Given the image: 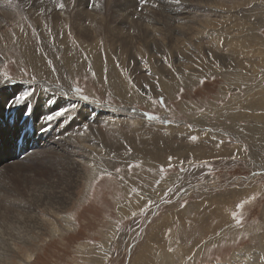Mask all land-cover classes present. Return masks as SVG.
<instances>
[{
    "label": "rangeland",
    "instance_id": "obj_1",
    "mask_svg": "<svg viewBox=\"0 0 264 264\" xmlns=\"http://www.w3.org/2000/svg\"><path fill=\"white\" fill-rule=\"evenodd\" d=\"M33 1L37 2H0L2 7L8 3L4 11L19 13L20 32L31 46H39L44 66L57 81L59 65L56 59L50 60V54L56 55L58 64L63 63L64 48L56 47L60 37L67 34L70 49L83 55L85 62L93 58L96 44L83 42L76 33L78 26L71 21L70 26L64 25L66 34L54 35L57 24L53 15L73 14L78 8L102 17L107 13L115 36H136L137 48L129 57L118 44L111 48L137 99L124 103L109 87V73L99 76L83 64L73 78L67 70L68 80L72 77L69 90L80 87L89 97L84 103L114 113L106 120L78 117L72 127L81 134L80 143L75 144L80 155L74 159L80 160L94 145L101 148L96 154L105 166L92 174L83 162L75 168L68 166L58 158L63 151H37L32 145L20 161L11 159L4 169L1 165L0 264H264V174L253 175L264 173V0H182V6L162 0V9L137 0L139 6L134 5L126 18L116 15L115 6L108 8L109 0H92L104 1L102 8L97 5V12L91 1L62 0L63 10L57 6L60 0H49L51 9L43 15L29 6ZM175 6L179 10L170 12ZM211 8L214 12H207ZM161 10L175 19L167 31ZM145 12L161 28L158 42L138 36L133 28L136 20L146 18ZM191 12L193 16L188 17ZM207 16L217 25L203 23ZM5 22L0 25V81L4 73L13 78L8 93L14 95L16 85L19 89H54L45 76L35 74L22 52L23 42L9 37L12 21ZM100 29V36L109 37L110 29L107 33ZM221 29L226 30L219 33ZM148 32L153 35L150 27ZM102 37L97 43L100 51L105 45ZM235 38L242 40L239 51L244 58L239 63L232 58ZM102 53L106 65V52ZM138 53H152L155 63ZM167 64L179 75L171 79L169 87L155 84L157 78H143L156 75L157 66L164 74L167 68L162 66ZM189 66L194 75L188 79L190 69L185 68ZM33 76L35 82L30 84ZM144 113L159 119L149 121ZM2 122L6 124L4 119ZM82 122L89 125L86 132ZM11 132L7 130L6 136ZM62 133L70 137L73 132ZM112 133L123 141L121 150L109 148ZM190 136L198 139L193 141ZM21 137L18 153L24 142ZM111 160L113 164L108 165ZM130 164L138 166L129 171ZM238 204L243 206L237 208Z\"/></svg>",
    "mask_w": 264,
    "mask_h": 264
},
{
    "label": "bare ground",
    "instance_id": "obj_2",
    "mask_svg": "<svg viewBox=\"0 0 264 264\" xmlns=\"http://www.w3.org/2000/svg\"><path fill=\"white\" fill-rule=\"evenodd\" d=\"M36 1L37 2L33 1V3H31L29 6L30 7L32 6L33 9L37 11V13L38 12L40 13L41 9H43V10H46L48 8L51 9L50 6H52V5L49 4V0H42V2H41V0H36ZM90 1L93 2V5L95 7L94 9L96 11V10L100 9L97 5H99L102 8L103 3H104L105 0L103 1V3H102V1L100 3H98L99 1L96 2V1H92V0H86L87 4H89ZM109 1H110V5H108V8L112 9L115 6L116 8L113 9V10H116V15L117 14L118 15L121 14V15H124L123 17H125V18L130 15L134 5H135V8L139 6V4H137L138 3L137 0H114V1L113 0H109ZM148 1L152 2V5L150 4L151 6H153L154 4L155 5L158 4L159 6L158 5H156V6H158L159 9H162V5L160 4V2L162 0H158V1H156V0H154V1L148 0ZM168 1L169 2H173V0H168ZM83 3L85 4V0H78L77 4H83ZM1 4L2 3L0 2V25H2L1 23L4 22V21L9 22V23H10V21H12L11 23H13L14 27H13V29L11 31L9 30L10 31V36L9 37H11L12 40L16 38V39H19V40H21L23 42L24 46L22 47V52H23L24 56L26 57V59L31 63L32 68L35 71V74H37L40 77H44L45 76V79H46L45 81L48 82L51 85H49L47 83L46 84L51 86L54 89L48 90L46 88H38V87L36 88L35 87V89H33L34 90V96L32 98H30L29 101L27 102V103H29V104H31L33 106V110H32V113L30 115H27V114H24L25 113L24 105H20V106L11 105L10 98L13 96V94L12 93H8V91H7V90H9L10 85H7L5 87L4 85L0 84V167H1V165L4 166L5 164H7L9 161H11V159H12V161H15V160L17 161L22 154H24L27 151H30L29 150L30 149V145H32V149L33 150L37 149V151L38 150L39 151H43V152H48V151L52 152V151H56V150L63 151L64 154L63 155L58 154V158H61L63 160V162L66 161L68 166L72 165L75 168V167H77V165H76L77 163L81 164V162H83V163L88 165V167L91 170L90 172L92 174H96V172H97L96 168H101V167L105 166V164H102V161H101L102 157L101 158L100 157L97 158V154H96V152L100 153L102 151L101 148L100 149L99 148H94L93 147L94 145H93L92 148L88 149L86 151V153H84L85 156L81 155L80 158L83 159V160H81V159L78 160V161L75 160L74 158L76 156L80 155V154H77V152H76V148L79 147V146L75 145V144H76V142L80 143L78 138L81 136V134L79 135L80 132L77 134L72 129V127L75 126L76 123L78 122L77 121L78 117H80V118L87 117L88 118V116H96V118L99 119V120H101V119H105L106 120L107 117L112 116V114H114V113L112 111L107 112V111L103 110L102 108H97V107H94L92 105H88V104L84 103L83 101L77 100V108L71 114L73 116H76L75 122H72V121H69V120H63V122H58V121L57 122H52V127L46 132L40 131L41 125L43 124V120L41 119V117L43 115L49 113L50 110H55L57 107L65 106V105H67L69 103V101H68L69 97L74 95L69 90V86H70L69 85L70 84L69 80L72 77L68 80L69 77H68V75L66 76L65 74H66L67 70H69V71H71V73H73L72 76L74 78V76H76L75 74L77 73V71L81 70L80 68H81V65H83V64L84 65L86 64V66H91L93 70H95L96 72H98V74H100L99 76L106 75V73H109V75H107V77H106L108 79L109 87L111 89H113L114 92H117V94H119V96H120L119 98L124 103H126V104L130 103L131 99L135 98L137 96V94L132 89V84L130 82H128V80H126L125 77L122 76L121 66L118 67L117 64L115 63V57L113 55V53L115 51L112 53L113 49L111 47H112L113 44H118L120 46V48H122L124 51L127 52L128 57H129V55L132 54V50L137 48L135 41H138V38H136V36L134 37L132 35L130 38H126V36H125V37L119 39L118 36H115L111 32L114 29V27L112 29V27L110 28L108 26L109 24H108V21H107V19H108L107 13H104L105 15L102 17V16L98 15L95 12H93V14H89L88 12H86L84 10L81 11V8H78V10H76V13H73V14H69V15L60 14L59 15V13H58V15H56V14L53 15V18H54V21H55L53 23H56L57 26L60 25L59 28H57V26H56V28L54 27L55 28L54 31H53L54 35L61 36V34H62L61 32L65 33L67 28H65L64 25L65 24H66V26L69 25L68 23L71 21V22H74L78 26V28L76 30V33L80 36V39L83 42H85L86 44H89V43H92V42L96 44L95 46H93V49H92L93 50V58L92 57L88 58L89 60H87V62H85L84 61L85 59L83 58L84 57L83 55H81L79 52H73L70 49L69 43H68V38L69 37H67V34L65 33L66 35L64 37H62V38L60 37L59 42H58L60 44L57 45V43H56V47L58 46L59 48L60 47L64 48V53H62V55H61L63 63L58 64V62H60V61L57 60L56 55L52 54V53L51 54L49 53L51 55L50 60L52 61L53 58L56 59L55 60L56 61V65L57 66L59 65L58 69H56V75L59 77V79L57 81L50 74L49 70L44 66V59H43V57L41 55L40 49L38 48L39 46L37 48L35 46H31L29 44V42L27 41L28 40L27 36H25L23 32L22 33L20 32V29H21L22 26H20L19 13L16 10H14L13 12H11L10 10L9 11H6V10L4 11L3 7L7 6L8 3H6V5H3V7H2ZM12 4L14 5V3H12ZM170 4L171 3H169V5ZM180 5L181 4H177V6H180ZM208 5H210V4L208 3ZM177 6H175L172 9H169V11L173 12V11L179 10V9H175V8H180V7H177ZM164 7H165V4H164ZM209 7H211V6H209ZM7 9H8V6H7ZM183 10H184V8H183ZM162 11L164 12V10H161V12ZM204 11L206 12L205 9H204ZM209 11L214 12V9L211 8V10H207V12H209ZM46 12H48V11H46ZM163 12L161 13L162 14V16H161L162 19L161 20H163V23H165V25L167 27L165 30L167 31L173 26L175 19L172 20V17H171L170 14H168L166 16V15L163 14ZM165 12H167L166 9H165ZM205 12H204V15H207V14H205ZM49 13H50V10H49ZM52 13H54V11ZM52 13H51V15H52ZM43 14H44V12H43ZM189 15H191V17H192L193 13L192 12L188 13V17H189ZM112 16H113V14L111 15V18H112ZM144 16L146 18L140 19L139 22L136 20V23H135L136 27L133 26V28L136 29L135 31L137 32L138 36H140V37L144 36L147 39H153V40L155 39L156 40L155 42H158V38L157 37H158L159 31L161 32V30H160L161 28L159 26L154 25V24L151 23V20L154 19V17H153V15L150 12H145ZM144 16L142 15V17H144ZM38 17L40 18V16H38ZM123 17H121V18L123 19ZM165 17H166V20H164ZM114 18H115V20H117L116 16H114ZM104 19H105V21L103 23ZM147 19L150 20V23L147 21ZM43 21H44V19H43ZM86 21H87L88 25L85 24ZM203 21H204L203 23L211 24L212 26L217 25L215 22H213V20L209 16H207L206 19H203ZM46 23H48V22H46ZM43 24H45V23H43ZM184 24H186V23L184 22ZM89 25L93 26L92 29L89 28L90 32L87 31ZM186 25H188V24H186ZM162 26H164V24ZM149 27L151 28V30L153 32L152 33L153 35H151L148 32ZM75 29H76V26H75ZM98 29H100L101 32H106V33L110 29V34H108L109 37L106 38L107 34L104 37L100 36V34H102V33H100V31ZM116 29H117V27H116ZM45 30H47V29H45ZM224 30H226V29H221V31L219 33L224 32ZM115 31H117V30H115ZM115 31H113V32H115ZM136 32H133V34H135ZM169 33H172V32H169ZM54 35H51V36H54ZM101 37L105 39V45L103 46L104 47L103 50L106 52V58L108 59V63H106V65L102 61V59H103L102 51L103 50L100 51V47L98 45L100 43V41H101V40H99V39H101ZM55 42H57V40ZM110 44H111V46H110ZM185 44H187V43H185ZM232 44L234 46V48L232 50L235 52V54L233 55V57L232 56L231 57L237 63H239L241 61V59L244 58V54L239 51V48H240V46L242 44V40L239 39V38L232 39ZM46 45H48V44H46ZM51 46H52V44H51ZM49 48H50V46H49ZM51 49H52V47H51ZM245 51H246V48H245ZM136 53H137V51H136ZM140 55H141L142 58L145 57V58H147L148 61H151V62L155 63V61H154L155 57H154V55L152 53H151L150 56L147 53H142V54H139L137 56H140ZM162 56L165 59L170 61V59L167 58L168 55L163 54ZM126 58H127V56H125L123 59H126ZM222 59H223V57H222ZM169 65L167 64L165 66H162L163 70H164V67L167 68L164 71L165 75L160 70L159 66L156 65L157 66V71H155V72L157 74L156 75L152 74V77L143 76V78L148 79L150 81L152 80V78H157L156 81L154 80V83L157 84V85H160L161 87H163V89H165V88L170 86L171 82L173 81L171 79H176V78L179 77V75L178 74L176 75V73L174 72L175 70L173 69L174 67H172L173 65L171 67H169ZM202 68H204V67H202ZM185 69L189 70L190 66L186 67ZM44 72L46 73V75H44ZM167 75L169 76V79L167 78ZM182 75H183V73H182ZM193 75L194 74H191V69H190L188 71V75H186V77L189 79V78H192ZM145 79H143V80H145ZM139 80H141V79H139ZM14 87H15L16 90H14L12 86H11V90H14L15 92H17V90L20 88L17 85L14 86ZM57 88H62V89H57ZM64 92H68L71 95H69V97H65V96L62 95V93H64ZM135 99H137V98H135ZM21 109H23V110H21ZM77 112L81 113V115L77 116ZM102 114H104V115H102ZM2 119L5 120L6 124L4 122H2ZM136 124H138V122ZM2 125H4V127H6V128H3ZM7 130L13 131V132H11V134L8 137L6 136V131ZM65 131H68V133L69 132L70 133L73 132V133H72V135L69 134L70 135V137H69V136L66 135V133H62V132H65ZM58 132H59V134L60 133H62V134L57 136L56 134ZM21 135H22L21 141H22L23 136H24V142L20 146V150H19L20 152L18 153L19 138H20ZM57 137H59L61 139H57ZM108 137L110 139L107 140V142H108L107 144H108L109 148H111V151H115L116 149L117 150H121V148L119 146L122 145L123 141L120 140L118 137H116L115 133H112ZM88 138H90V137H88ZM6 139H7V143L5 144ZM83 139H85V137ZM92 139H94L93 136H92ZM85 141H87V140H85ZM52 142H53V145L49 146L50 143H52ZM10 144H11V147H12L11 151L9 149V145ZM148 150L149 149H146L145 152L147 153ZM111 153H113V152H111ZM102 155H104V154H102ZM55 158H57V157H55ZM18 161H20V160H18ZM110 164H113L112 160H111V162L108 165H110ZM22 165H23V163H22ZM72 166H71V168H72ZM5 167L7 168V166L5 165L3 167V169ZM18 167H19V165H18ZM3 169H1V171ZM75 170H74V172H75ZM73 176H74V174L72 173V177ZM70 180H71V177H70ZM73 180H74V178H73ZM48 198H49V196L46 197L45 199L48 200ZM45 204H47V202Z\"/></svg>",
    "mask_w": 264,
    "mask_h": 264
},
{
    "label": "snow or ice",
    "instance_id": "obj_3",
    "mask_svg": "<svg viewBox=\"0 0 264 264\" xmlns=\"http://www.w3.org/2000/svg\"><path fill=\"white\" fill-rule=\"evenodd\" d=\"M41 2H42V0H41ZM140 2H141V4H147L148 0H140ZM173 2L175 4H180L182 2V0H173ZM57 6H58V8L63 9L65 7V4L61 0V2ZM153 7H156V5L154 4ZM43 12H44V10L41 9L40 14L43 15ZM49 31H51V30H49ZM49 63H51V62H49ZM169 67H171V65H169ZM53 71H55V69H53ZM12 79L13 78L11 76H9L7 73H4L3 80L0 81V84L4 85L6 87L8 84H10L12 82ZM34 82H35V77L33 76L30 79L29 83L31 84ZM201 83H203V81H201ZM145 88H147V86H145ZM70 91L74 94L71 97H69L68 92L62 93L63 96L69 97V99H68L69 103L66 106H61V107H57L55 110H50L49 113H47L41 117V119L43 120V124L41 125L40 131H42V132L48 131L52 127V122H57V121L63 122V120H69V121L75 122L76 116L71 115V113L73 111H75L77 108V100L88 101L89 97L84 94L83 89H81L80 87H70ZM180 91L182 92L183 89H181ZM33 96H34V90L18 89L17 92L14 93L13 98L11 99L10 103H11V105H14V106L24 105V108H25L24 114L30 115L32 113L33 106L27 102ZM160 103L163 106V104H164L163 98H160ZM79 115H81V113L77 112V116H79ZM143 115L149 121H155V120L159 119L158 116L151 115L148 113H144ZM85 119H87V117H85ZM165 122H167V121H165ZM88 127H89V125L87 123L82 122V128L85 132L88 130ZM189 138L193 141H196L198 139L197 136H190ZM222 142L223 141H221V143ZM168 159H169V167H171L172 157H169ZM134 166H138V165H131V164L128 165L129 171H131V169ZM115 171L117 173H119L120 169L117 168ZM160 171L163 172L164 168L161 167ZM261 174H264V173H261V172L253 173V175H261ZM108 175L111 176V173H108ZM121 179H123V177H121ZM133 191H136V189H133ZM242 206H243V204H238L237 208H241ZM133 215H135V213H133ZM236 223L240 224L241 221L239 219H236Z\"/></svg>",
    "mask_w": 264,
    "mask_h": 264
}]
</instances>
